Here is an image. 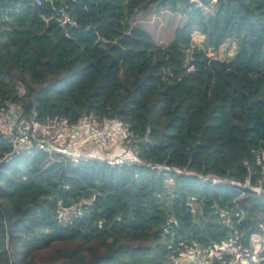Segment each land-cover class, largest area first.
I'll return each instance as SVG.
<instances>
[{"label":"trees","instance_id":"trees-1","mask_svg":"<svg viewBox=\"0 0 264 264\" xmlns=\"http://www.w3.org/2000/svg\"><path fill=\"white\" fill-rule=\"evenodd\" d=\"M199 1L212 12L192 0H0V109L119 121L140 162L16 155L0 136V264H172L182 243L264 230V198L232 186L262 178L264 0ZM150 6L184 17L165 46L131 24ZM194 30L236 52L187 55ZM79 204L81 217L58 216Z\"/></svg>","mask_w":264,"mask_h":264},{"label":"built area","instance_id":"built-area-1","mask_svg":"<svg viewBox=\"0 0 264 264\" xmlns=\"http://www.w3.org/2000/svg\"><path fill=\"white\" fill-rule=\"evenodd\" d=\"M35 1L41 5V0ZM192 1L195 7L205 13L213 10L212 5H202L199 0ZM53 12L61 25L72 24L64 8L53 7ZM94 121L93 115H87L76 124H69L60 119L41 124L34 117L25 116L17 105L7 103L6 108L0 109V136L9 142L12 153L16 155L24 152L30 153L31 150L37 149L47 154H64L78 161L88 158H97L103 161L100 157V150H98L100 147L96 144L95 139L100 138L102 142H105V137L115 135V132L111 122H106L105 126L99 127L95 125ZM114 123L121 130L122 139H127L129 136L128 126L119 121H114ZM56 127L59 128L54 135H51V130ZM87 142L96 144L97 148L85 151L83 148ZM113 158L111 155V159ZM259 159L258 163L263 168L262 178L256 179L254 183L245 179L244 182L235 183L232 186L239 190L251 191L253 197L264 198V150L260 151ZM133 163L139 164L140 162L134 157L126 156L120 162L114 164L109 162L110 165ZM152 168L159 172L170 170L162 165H154ZM166 176L170 178L169 175ZM243 195L244 192L241 193V196ZM57 214L60 218L67 220L81 217L83 211L80 204L66 208L59 205ZM242 237L243 233L208 247L196 241H191L188 244L182 243L179 256L172 264H264L263 228L260 234H252L248 240L244 241Z\"/></svg>","mask_w":264,"mask_h":264},{"label":"rangeland","instance_id":"rangeland-1","mask_svg":"<svg viewBox=\"0 0 264 264\" xmlns=\"http://www.w3.org/2000/svg\"><path fill=\"white\" fill-rule=\"evenodd\" d=\"M182 21H184V17L170 12L167 7L157 9L153 6H150L147 10L137 11L131 20V24L141 26L143 29L149 32L157 45L165 46L172 40L175 30L182 24ZM191 34L192 43L191 46L186 50L187 55L193 48H200L206 51L207 55L213 59L219 61H228L236 52V45L232 41H226L217 50H211L206 47L205 37L202 36L199 31L194 30ZM109 122L112 123L115 135L105 137V142H102L100 138H96L95 142L100 147L98 150H100L101 159L107 164H109V162L114 164L115 162H120V160L123 159L125 155L131 154L133 149L129 143L127 144L125 142L127 139H122V135H120L121 130L114 123V121ZM94 123L95 125L102 127L105 126L106 122H99L95 117ZM58 128L59 127L52 129L51 135H54ZM94 145L90 142H87L83 149L85 151L95 150V148L92 149L95 147ZM111 155L114 157L113 159H111ZM192 205L195 211H200L201 206L197 204Z\"/></svg>","mask_w":264,"mask_h":264},{"label":"crops","instance_id":"crops-1","mask_svg":"<svg viewBox=\"0 0 264 264\" xmlns=\"http://www.w3.org/2000/svg\"><path fill=\"white\" fill-rule=\"evenodd\" d=\"M95 147H93L92 149H94V148H97V146L96 145H94Z\"/></svg>","mask_w":264,"mask_h":264}]
</instances>
